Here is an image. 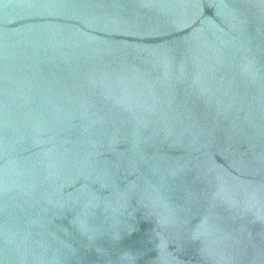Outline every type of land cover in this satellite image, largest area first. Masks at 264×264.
Segmentation results:
<instances>
[{
  "label": "water",
  "instance_id": "95a60500",
  "mask_svg": "<svg viewBox=\"0 0 264 264\" xmlns=\"http://www.w3.org/2000/svg\"><path fill=\"white\" fill-rule=\"evenodd\" d=\"M0 264H264V0H0Z\"/></svg>",
  "mask_w": 264,
  "mask_h": 264
}]
</instances>
